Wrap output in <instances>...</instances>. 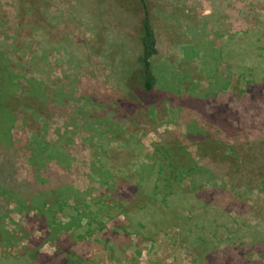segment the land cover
Segmentation results:
<instances>
[{"label": "rangeland", "instance_id": "rangeland-1", "mask_svg": "<svg viewBox=\"0 0 264 264\" xmlns=\"http://www.w3.org/2000/svg\"><path fill=\"white\" fill-rule=\"evenodd\" d=\"M145 5L157 48L150 57L155 84L145 96H128L127 87L122 90L120 83L124 70L134 72L132 62L140 54L139 4L127 0L113 11L118 17L108 10L97 20L94 13L88 15V5L82 9L79 0H0V37L5 41L0 43V67L9 75L13 73L15 86L24 83L20 73L25 66L29 71L25 73L33 71L36 78H43L49 90L66 93L63 103L56 96L58 108L46 126L48 140L57 138V129L78 121V126L70 124L78 143L73 148L72 163L78 172L74 187L103 198L109 196L108 191L91 168L107 169L120 177L114 182L115 188L119 186L110 211L114 219L101 218L106 223L102 227L93 224L92 236L73 234L70 246V241L63 239L70 232L62 231L57 249L75 252L78 264H264V0H145ZM110 19L112 23L106 24ZM25 44L33 49L25 51ZM31 53L39 58L35 65L28 60ZM227 70L233 81L230 89L223 91ZM2 76L7 74H0V80ZM245 81L251 88V84L256 86L249 93H241ZM118 95L130 105L142 98L139 112L133 113L137 105L129 104L109 111L105 105H114ZM220 103L230 107L236 128L226 141V150L217 143L216 150L210 149L220 162L218 166L223 163L220 174L204 171L206 175L197 179L192 193L181 188L185 181L173 180V186H168L173 202L164 209L154 204L155 210H150L151 204L143 196L146 191L137 195L136 201L135 196H125L129 191L122 177L128 165L132 167L134 155L138 159L150 153L163 157L154 149L160 133L186 132L184 121L192 117L201 123L205 120L201 114ZM62 105L67 109L62 110ZM106 118L115 119L113 131L122 141L114 138L108 142L102 133L106 132ZM136 118L142 129L130 121ZM96 119L101 130L79 128ZM15 125V136L26 141L41 131L39 122L23 125L18 120ZM188 149L197 158L198 148L191 144ZM24 154L19 152L20 160ZM202 161L197 163L198 169H206ZM144 178L141 189L151 185L152 180ZM85 201L95 209L90 196ZM119 205L127 214L121 213ZM11 218L17 221L18 215L11 213ZM116 219L125 227L114 224ZM210 235L221 239L217 249L204 241ZM54 243L43 245L40 251L52 254ZM28 247L31 245L25 239H17L5 254L0 249V263L27 264L21 255Z\"/></svg>", "mask_w": 264, "mask_h": 264}, {"label": "trees", "instance_id": "trees-1", "mask_svg": "<svg viewBox=\"0 0 264 264\" xmlns=\"http://www.w3.org/2000/svg\"><path fill=\"white\" fill-rule=\"evenodd\" d=\"M140 1L143 5L142 17L139 22L140 54L133 59L132 64L136 67L134 72L124 70L122 72L124 76L121 78L120 83L122 90L127 87L125 92L128 91V96L134 94L145 96L152 92L155 84V76L150 62V57L157 53L155 36L149 23L145 2ZM22 48L19 49L21 52ZM31 48L27 44L24 45L25 51H31ZM38 59L33 53L28 57L33 65L39 62ZM27 70L25 66L22 67L20 78L24 83L18 87L11 80L13 73L9 75L7 70L0 67V74H7V79L2 76L0 80V249H3L5 254V250L10 247V244L15 243L17 239H25L31 245L21 255L22 259H27V264H78L79 256L75 252L68 251V248L64 252L57 249L59 247L58 243L61 242L59 238L62 236V231L70 232V234L63 237V239L70 241L74 236L73 234L76 233L79 234V238L92 236L95 232L93 230L96 229H93V224L99 225L100 223L101 227L104 226L103 224L106 225L101 218L110 220L114 217L110 211L114 208L116 202L113 194L119 187L115 188L114 182L116 183L120 177L119 175L110 174L107 169L96 170L91 168L93 172L99 173L96 179L103 186H106L109 196L103 198L92 197V194H89L88 191H81L74 187L78 172L72 163L73 153L76 152V149L73 148L77 147L78 143L73 137L75 131H71L70 124L78 126V121L74 119L70 124H65L63 130L57 129L55 132L57 138L53 141L48 140L45 136L46 126L58 108L55 103L56 96L63 103L64 98L62 95L65 96L66 93L60 89L59 95L57 91L49 90L44 86L43 78H41L42 81L40 78H36L33 71L31 74H26L25 72H29ZM38 71L45 72L41 69H38ZM129 73L132 75L130 80H128V77L131 75L126 76ZM245 75L246 73L244 77ZM225 76L223 91L229 90L233 81V75L230 71L227 70ZM243 83L244 89H241V93L242 90L244 93H249L250 89L256 87L251 84V88L246 81ZM188 90L192 92V88ZM121 92L120 90L118 94L120 95ZM119 95L116 99L119 101L115 102L114 105H111V107L105 105L109 111H116L117 105L126 106V104H129V100L124 102V99ZM141 99L138 102L131 103V105L129 104L134 107L137 105L133 113L139 112L137 109L142 106ZM145 106L147 105L145 104ZM61 108L62 110L67 109L65 105H62ZM182 110V107L179 108V111ZM187 112L190 113V111ZM229 112L230 107H227V103L216 104L212 111L201 114V117L205 118L201 123H196L192 117L187 122L184 121L187 126L186 132L168 130L164 134L160 133L161 140L154 143V149L160 150L163 157L156 158L154 153H150L144 154L138 159V155H134L135 161H132V167L128 165V171H125L122 177L129 191L125 193V196L129 199L135 196L133 200L136 201V196L146 191L147 193L143 196L145 202L151 204L148 206L149 209L155 210L156 204L164 209L169 207L170 202H173L172 194H169L170 190H168L169 185L173 186V180L185 181L181 188H187L188 193H192L197 189V179L206 175L204 171L210 172V175L212 173L220 174L223 163L218 166L220 162H216L210 149L216 150L217 143L226 150V141L230 140L233 135L232 132L236 129L231 123L232 119H230ZM18 120L23 125H27L29 121L39 122L41 131L31 134L27 141L23 137H17L14 131ZM105 120L107 121L106 132L102 133L107 135L108 142L114 138L122 141V137L117 136L113 131L116 128L115 119L106 118ZM148 120L152 121V119ZM130 121L138 123V129H142L141 120L136 118ZM100 127L101 123L96 119L92 124L85 122L79 128L85 131L90 130V128L93 131H98L101 130ZM213 130L216 132L211 134ZM202 131H204L203 134ZM21 132L23 133L25 130L21 129ZM191 144L198 148L195 152L197 158L188 149ZM20 151L26 152L22 160L19 157ZM225 156H223V159ZM200 159L203 160L201 163L207 165L206 169L203 167L198 169L199 165L197 163L200 162ZM144 176L149 177L152 181L149 187L141 189L140 182ZM90 178L93 179L91 176ZM100 190V194L104 196L102 190ZM87 196L93 199L92 204H96L94 210H91L90 206L85 204ZM123 199L125 200L126 197ZM119 206H121V213H126L122 209L123 206ZM11 213L18 215L17 221L11 218ZM104 213L105 215L101 217ZM5 218L8 222H11V227ZM85 220H87V223L83 225ZM88 220L90 221L88 222ZM22 223L27 225L19 226ZM113 223L118 224L120 228L125 227L120 219L114 220ZM78 229H81V231L77 232ZM106 229L111 233L115 232L113 228L106 227ZM35 230L39 232L38 235L33 234ZM14 231H18L19 235H16ZM204 241L211 248L216 249L221 244V239L218 236L212 237L210 235V238L206 237ZM47 243H54L56 247L52 254L40 251V248ZM72 244L73 241H70L69 246ZM109 251L112 252V248Z\"/></svg>", "mask_w": 264, "mask_h": 264}, {"label": "crops", "instance_id": "crops-1", "mask_svg": "<svg viewBox=\"0 0 264 264\" xmlns=\"http://www.w3.org/2000/svg\"><path fill=\"white\" fill-rule=\"evenodd\" d=\"M126 1L127 0H79V2L81 3L82 9L83 10L86 9V7L88 5L87 8L90 10V11H88V15L91 16L92 13H94L97 17V20L100 18H104V15L109 13L108 10H112V13H113V11L119 10L118 8L121 9L122 3L126 2ZM143 1L145 2V0H143ZM133 2L135 3V6H137V4H139L141 9L143 10V5H142V2L140 0H133ZM116 14L117 13H113L114 17ZM116 16L118 17L119 15L117 14ZM112 21H113L112 19L106 20V24L112 23ZM0 43L5 44V41L1 37H0Z\"/></svg>", "mask_w": 264, "mask_h": 264}]
</instances>
